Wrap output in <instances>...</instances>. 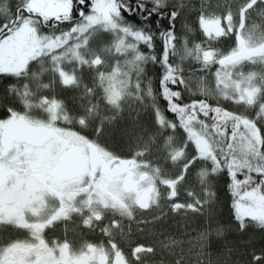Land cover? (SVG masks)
Segmentation results:
<instances>
[{"label": "trees", "instance_id": "obj_1", "mask_svg": "<svg viewBox=\"0 0 264 264\" xmlns=\"http://www.w3.org/2000/svg\"><path fill=\"white\" fill-rule=\"evenodd\" d=\"M204 2L118 0V25L141 38L137 52L145 60L136 88L128 97L100 85L89 68L81 67L69 83H64L57 73H40L36 64H30L16 74H0V119L22 110L17 104L20 90L40 78L38 87L44 89L30 93L44 98V113L54 107L53 123L67 121L64 123L92 139L97 147L128 155L155 144L167 145L168 151L159 150L158 154H163L156 159L165 162L171 156L179 158L170 172L177 174L181 206L157 240L182 239L183 234L211 229L204 235V243L215 264H264V225L241 218L235 207L247 201L251 189L264 191V123L258 122V114L254 117V104L213 93L221 86L222 77L217 75L236 60L237 65L251 64L249 75L253 71L256 80L263 81L259 98L264 101V52L248 55L249 40L239 34L247 24H239L238 17L227 27L222 5L226 0ZM30 3L32 0H0V35L17 18L26 17L23 10ZM70 3L73 12L75 5L86 8L92 0ZM28 10L36 13L34 8ZM209 22L222 28V35H207L204 26ZM63 25L48 30L37 22L47 34L66 30ZM100 36L107 41L108 36ZM197 48L211 51L210 61L196 57ZM233 53L236 56L231 59ZM239 118L257 123L261 136L258 148L238 127ZM193 131L207 140L211 155L207 159L196 157L189 136Z\"/></svg>", "mask_w": 264, "mask_h": 264}, {"label": "flooded vegetation", "instance_id": "obj_2", "mask_svg": "<svg viewBox=\"0 0 264 264\" xmlns=\"http://www.w3.org/2000/svg\"><path fill=\"white\" fill-rule=\"evenodd\" d=\"M84 6L75 5L58 22L30 15L45 29H70L89 10ZM204 29L207 35L223 32L212 22ZM16 119L53 136L41 145L5 144L3 130ZM74 133L82 137L69 125L39 123L12 111L0 119V264L151 262L163 226L178 214L177 174L136 154L95 147L87 138L72 143ZM72 148L78 152L65 163L72 175H55Z\"/></svg>", "mask_w": 264, "mask_h": 264}, {"label": "rangeland", "instance_id": "obj_3", "mask_svg": "<svg viewBox=\"0 0 264 264\" xmlns=\"http://www.w3.org/2000/svg\"><path fill=\"white\" fill-rule=\"evenodd\" d=\"M197 1L200 5L205 3L204 0ZM70 2L71 0H32V3L28 4V9L31 7L43 17L55 18L66 16L69 13ZM254 3L248 4L247 0H226V4H222L226 9L227 24L237 17L239 24H247V32L243 30L239 34L249 40L251 48H249L248 55L251 57L264 52V46H262L264 43V0H254ZM117 7L118 0H92L88 12L83 14L70 29L49 34L37 27L39 20L23 16L17 18L11 30L0 38V74H16L25 70L30 64H36L40 73H47V71L57 73L61 81L69 83L77 70L81 67L89 68L96 73L101 82L100 85L108 89L113 88L114 93L123 98L128 97L127 94L136 88V78L145 60L141 59L137 52V42L141 38L132 33L129 28L124 29L118 25ZM78 12L81 13L80 10ZM100 35L108 36L107 41L103 40ZM88 41L93 47L89 46ZM211 55V51L199 48L195 50V56L202 57L205 61H210ZM235 56L233 53L230 58L233 59ZM235 61L228 63L230 68L227 71L217 75L218 78L222 77L221 86H216L213 93L222 98L230 96L234 101L246 100L254 104V117L258 114V122L264 123V101L259 98V90L263 81L256 80L253 71L251 72L253 78L249 75L251 64L237 65ZM249 62H254V59ZM39 79L34 78L20 90L21 100L19 98L20 103L17 104L22 107V110H18L16 114L35 122L50 124L56 120L53 117L54 107L50 110L52 112L48 110L51 115L44 113L45 100L39 95L36 96L40 90L44 89L38 87ZM33 89L36 93L34 95L30 93ZM54 106L56 107L55 104ZM252 120L239 118L238 127L241 130L244 129L242 132L246 133L249 143L258 148L261 144L260 131L257 123ZM75 131L81 133L78 129ZM71 135L70 142L75 144H80L86 138L75 133ZM189 136L197 158L207 159L211 156L204 136L195 131ZM92 141L89 139V142L95 145ZM159 150L165 153L168 147L164 144L162 146L155 144L152 148L146 147L142 152L135 153L134 157L137 160L147 158L155 164L157 169L169 173L170 166L173 167L179 163V158L173 159L176 156H171L172 159L169 158L165 162L157 160L156 157L159 158L163 154H158ZM158 171L161 172V170ZM165 177L167 176L163 175L161 180L163 181ZM154 182L160 188L156 179ZM246 200L237 203L236 214L241 218L254 219L260 225H264V191L251 189L250 197ZM178 205L181 206L180 202ZM206 232H212V230L190 232L183 234L182 239L168 238L158 242L157 250L153 253L151 262L147 264H215V261L213 262L210 258V252H207L205 248L204 235Z\"/></svg>", "mask_w": 264, "mask_h": 264}, {"label": "water", "instance_id": "obj_4", "mask_svg": "<svg viewBox=\"0 0 264 264\" xmlns=\"http://www.w3.org/2000/svg\"><path fill=\"white\" fill-rule=\"evenodd\" d=\"M59 20L60 18L54 19L55 22H58ZM9 31L10 30H7L6 33H8ZM32 136H37L34 139L38 140L39 142L38 143L33 142ZM52 136H53V132H50L46 129L29 126L28 124H26L21 120L12 121L10 124L6 125L3 130V142L5 144L17 140L21 142H26L31 145H41L43 142H45ZM77 152L78 150L76 148H72L67 151V154L64 155L58 162L54 170L55 175H60V177L62 176L65 178L72 175V170L68 169L65 163L72 158V155L74 153Z\"/></svg>", "mask_w": 264, "mask_h": 264}]
</instances>
